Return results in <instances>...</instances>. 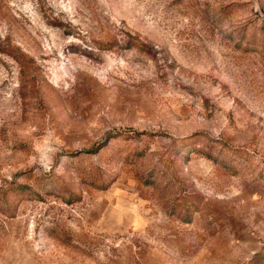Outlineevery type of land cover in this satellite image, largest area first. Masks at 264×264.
<instances>
[{
	"label": "rangeland",
	"instance_id": "1",
	"mask_svg": "<svg viewBox=\"0 0 264 264\" xmlns=\"http://www.w3.org/2000/svg\"><path fill=\"white\" fill-rule=\"evenodd\" d=\"M0 264H264V0H0Z\"/></svg>",
	"mask_w": 264,
	"mask_h": 264
}]
</instances>
